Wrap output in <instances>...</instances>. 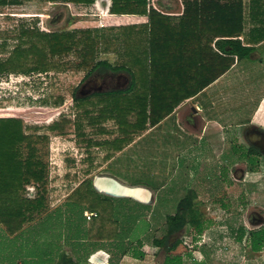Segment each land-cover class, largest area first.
<instances>
[{
	"label": "trees",
	"instance_id": "1",
	"mask_svg": "<svg viewBox=\"0 0 264 264\" xmlns=\"http://www.w3.org/2000/svg\"><path fill=\"white\" fill-rule=\"evenodd\" d=\"M4 1L10 7L40 1L78 12L90 11L98 0ZM181 1L184 11L175 19L156 10L151 0H110V15L147 17L142 25L46 31L38 15L0 14V85L11 77L22 79L16 95L1 92L0 109H61L71 102L48 123L0 118V240L30 228L35 239L28 245L32 253L26 254L30 263L46 264L49 256L62 264L73 263L57 242L58 229L64 226H72L67 242L78 257L88 255L85 246L95 243L108 248L109 264L116 262L115 257L129 254L136 260L146 258L142 236L150 232L151 224L139 219L141 210L150 207L98 193L94 174L236 62L248 60L264 43V0ZM79 20L77 16L69 23ZM111 54L115 62L109 58ZM210 55L212 65L207 64ZM213 56L220 58V68ZM123 73L130 78L126 90L104 89ZM96 81L101 84L94 88ZM88 84L94 85L85 92ZM55 140L72 142L80 157L65 151L62 175L51 161ZM242 155L255 172L254 163L259 166V162L248 152ZM30 188L35 189L34 194ZM64 197L66 206L50 212ZM195 199L194 192H189L177 205L176 214L165 216L158 227L163 235L153 238L151 246L166 251L164 264H184L183 256L172 254L182 243L178 234L196 227L201 237L208 229L189 219ZM85 212H95L97 217L88 220ZM132 217L136 219L133 223L129 222ZM142 225L141 230L136 229ZM235 231L231 228L232 234ZM48 234L56 237L50 244ZM40 237L46 241L41 243ZM245 241L252 254L263 252L264 228L250 231ZM2 249L5 245L0 242L4 258ZM21 251L19 246L16 261L23 259Z\"/></svg>",
	"mask_w": 264,
	"mask_h": 264
},
{
	"label": "rangeland",
	"instance_id": "2",
	"mask_svg": "<svg viewBox=\"0 0 264 264\" xmlns=\"http://www.w3.org/2000/svg\"><path fill=\"white\" fill-rule=\"evenodd\" d=\"M171 1L164 0L165 3L169 4ZM56 5L58 4L53 5L36 1L28 2L21 6L10 7L7 6L4 0H0V14H17L25 17L38 15L41 19V27L46 31H56L66 28H98L101 26L106 27L108 23L120 22L118 19L112 22L109 21L110 17H108L106 11L101 10V6H99V10L101 11H98L94 6L90 11L84 9L75 12V10L72 11L69 7ZM73 12L75 15L72 16ZM77 16H80V22L69 23V21H72ZM244 75L242 74V76ZM260 76V73H254L253 76L248 77L247 83L242 81L244 80L243 78L240 82H235L232 89L228 87V104L223 116V122L229 126H236V124L244 125L226 130L228 137L231 135L230 133H233L236 135L237 140L228 141L230 144L227 149H222L223 152L220 153L221 160L219 162L212 160L207 164L203 163V166L200 167L203 169L195 167L193 177L185 179L181 173H176L175 181L167 188L169 198L171 199L160 201L158 207L155 209L157 216L154 213L152 214L153 216L150 215L152 208L145 211L141 210L139 221L142 223L148 222L152 226V230L142 236L144 241L143 251L146 258L144 260H136L130 254L122 258L118 256L114 258V261L116 260L114 264H164L166 251L152 247V240L155 237H162L163 234L158 227L166 221L165 214L176 213V207L180 201L176 198L179 195H186L190 189H195L199 193L200 199L195 200L189 219L204 223L208 226L210 232H208L209 235L204 236L202 234L201 237H198V229L196 227L189 229L188 232L182 231L178 235L182 239V243L172 252L173 255L183 256L184 264H255L256 258L264 259V251L252 254L244 246L247 234L250 231L264 228V161L260 162L259 166L255 162L253 168L256 171L251 172L252 166L247 160L243 159L242 155L246 153L249 147V140L244 136L246 131L252 126L264 130V102L258 104L264 98L261 100L257 97L254 102V97L264 90V77L257 81L254 79V77ZM21 80V78L11 77L8 82L2 83L0 85V95L1 92H4L6 95H9V93L16 95L19 90L18 83ZM100 84V81H96L94 88L99 87ZM93 85L88 84V87L83 90L89 92V89H91L89 87ZM110 87L105 86L104 89H109ZM251 95L252 97H250ZM70 104L71 102H67L61 109L29 106L10 107L8 109H0V118L20 117L28 122L48 123L56 118L59 113L66 110L67 107L71 106ZM256 110L258 114H255ZM51 148V161L57 167L62 162L63 150L76 151L73 143L69 141L55 140ZM165 162L167 163V161ZM172 166L177 169L180 166L182 168L183 162L178 157H173ZM99 187L102 191L112 192V188L108 186L106 181L101 182L100 180ZM29 190L32 194L35 193L34 188H30ZM115 191L129 196L131 194H140L138 190H136L138 192L127 189ZM65 201L66 197L54 203V209L60 206L65 207ZM149 202L155 203L154 199ZM162 214L164 216H161ZM81 216L80 211L79 220L82 219ZM133 219L136 220L135 217H132L129 219V222L133 223ZM143 226H139L136 229L141 230ZM64 228L65 231H69L72 229V226H64ZM231 228L236 229L234 234L231 233ZM68 235L69 233H66V236ZM195 237L198 239V242H194ZM204 241H207V244L209 243L210 246H204ZM0 242L5 243L4 239L0 240ZM85 248H88V246H85ZM241 249L244 253H241ZM102 258V256L95 258L94 255H91L88 260L97 262L96 260L100 259V262Z\"/></svg>",
	"mask_w": 264,
	"mask_h": 264
},
{
	"label": "crops",
	"instance_id": "3",
	"mask_svg": "<svg viewBox=\"0 0 264 264\" xmlns=\"http://www.w3.org/2000/svg\"><path fill=\"white\" fill-rule=\"evenodd\" d=\"M59 5L60 4L56 6ZM110 5V0H98L95 5L98 11L102 10L107 12L106 14L110 17L109 21L112 22L115 21V19L120 20V22L108 23L106 27L142 25L148 22L147 17L143 16L110 15ZM151 5L159 12L172 16V18L175 19L180 18L184 11L181 0H172L170 4L165 3L164 0H151ZM99 6H101V10H99ZM68 7L72 10L70 6ZM72 15L74 14L72 13ZM218 54L220 57L223 56L221 52H218ZM210 57L211 55L207 56V64L212 65ZM213 57V61L218 60V65H216V67L220 68V58H216V56ZM109 58H114L111 60L112 62L116 61V57L113 54L109 55ZM254 73H260L261 75L260 77H254L256 81L264 77V43L258 46V50L254 52L248 60L236 62L226 74L212 85L203 90L196 97L184 101L170 116L166 117L158 125L150 128L145 134L138 137L132 144L125 147L118 155L113 157L99 172L94 174L93 186L94 179L100 175H104L114 177L130 186L146 187L152 192L155 203L153 204V202H151L141 205H146L150 207V209L152 208L150 215L153 216L152 214L154 213V215L157 216L155 214V209L158 207L160 201H168L171 199L169 198L170 196L167 192V188L175 181L176 173H181L185 179L193 177L195 167L203 169L200 168L203 166V163L207 164L212 160L219 162L221 160L220 153L223 152L222 149L226 150L230 142L237 140L236 135L233 133H230L231 135L228 137L226 130L237 128L244 124L229 126L223 122V116L225 115L226 106L228 104L227 90L228 87L232 89L234 87L233 84L235 82H240L243 78L244 80L242 81L247 83L248 77L251 75L253 76ZM242 74L245 75L242 76ZM247 74L250 75L247 76ZM129 84V76L123 73L114 77L113 82H109L107 86H112L108 90H126ZM250 97H252V95ZM257 97L262 100L264 98V90L258 94V96L254 97V102ZM263 102L264 100L258 104H262ZM255 112V114H258L257 110ZM65 151H72L76 158H79L77 150L75 152L69 149L63 150L62 162L58 166L60 175H62ZM173 157H178V159L183 162L182 168L180 166L181 169L172 166ZM165 161H167V163ZM101 182H104V180H101ZM136 190L137 189H132L130 191ZM189 192H194L196 195L195 200L200 199L198 196L199 193L196 192L195 189L188 190L186 195ZM186 195H179L176 199L181 201ZM130 196L140 198L146 197L145 194H141V192L139 195L131 194ZM55 209L53 206L50 212L55 211ZM86 213L89 212H85V216ZM175 214L176 213L165 214V216H174ZM161 216H164V214ZM77 228L78 227L75 226V229ZM29 229L30 228H26L24 232L17 237H2L5 241V249L2 250H4L6 256H8H4L3 258L0 255V264L2 260L4 261L3 264H11V261H13V264H27L26 262H29L28 264H34L33 262L30 263V260L26 258L27 253H32L30 250L32 247H28V245L32 246L35 240L31 232L32 230ZM151 230L152 229H150V231ZM58 232L61 233V235L58 236L57 242L63 246L62 253L72 259V264H109L111 253L108 248L92 243L88 247L87 252L89 254H86L84 257L80 254L78 257L71 243L67 242V231H65V228H59ZM208 232H210L209 228L203 235L206 236ZM46 237L48 239V244L56 240V237L51 238L50 234L46 235ZM39 241L44 243L46 239L40 237ZM205 245L210 246L209 243L207 244V241H204V246ZM19 246L22 248V255L20 256H22L23 259L16 261L15 254ZM91 255H94L95 258L102 256V261L99 262L100 259L96 260L98 263L92 260L89 261L88 259ZM1 258L3 259L1 260ZM54 259H56V261H52L53 258L50 256L46 257V264H62L59 258L54 257ZM261 259L262 258H256V262L254 263L264 264V259Z\"/></svg>",
	"mask_w": 264,
	"mask_h": 264
},
{
	"label": "water",
	"instance_id": "4",
	"mask_svg": "<svg viewBox=\"0 0 264 264\" xmlns=\"http://www.w3.org/2000/svg\"><path fill=\"white\" fill-rule=\"evenodd\" d=\"M100 180H104L106 181V183L108 184V186H110L112 188V192H106V191H102L99 187V181ZM137 189L141 192V194H145V198H140V197H134V196H129V195H125V194H121L119 192H116L115 190H123V189ZM94 189L105 196H109V197H113V198H128V199H132L140 204H146V203H150L149 201H152L154 196L152 194V192L146 188V187H142V186H130L127 185L121 181H119L118 179L111 177V176H104V175H100L98 177H96L94 179Z\"/></svg>",
	"mask_w": 264,
	"mask_h": 264
},
{
	"label": "flooded vegetation",
	"instance_id": "5",
	"mask_svg": "<svg viewBox=\"0 0 264 264\" xmlns=\"http://www.w3.org/2000/svg\"><path fill=\"white\" fill-rule=\"evenodd\" d=\"M244 136L247 140H249V147L246 152H248L251 158L255 159V161L259 163L263 162L264 161V130L257 128L256 126H252L246 131ZM253 231H257V230H253Z\"/></svg>",
	"mask_w": 264,
	"mask_h": 264
},
{
	"label": "built area",
	"instance_id": "6",
	"mask_svg": "<svg viewBox=\"0 0 264 264\" xmlns=\"http://www.w3.org/2000/svg\"><path fill=\"white\" fill-rule=\"evenodd\" d=\"M95 217H97V213H95V212H89V213H86V218L88 219V220H90V219H92V218H95Z\"/></svg>",
	"mask_w": 264,
	"mask_h": 264
}]
</instances>
